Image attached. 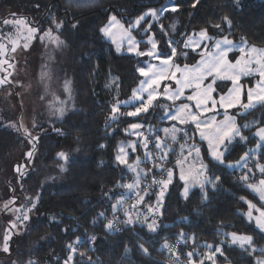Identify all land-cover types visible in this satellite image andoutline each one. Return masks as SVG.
<instances>
[{
	"label": "trees",
	"instance_id": "obj_1",
	"mask_svg": "<svg viewBox=\"0 0 264 264\" xmlns=\"http://www.w3.org/2000/svg\"><path fill=\"white\" fill-rule=\"evenodd\" d=\"M194 2L176 0L180 10L175 13L169 10L159 17L166 32L173 31L175 35L181 31L188 33L207 29L213 40L225 36L264 48V0H239L238 3L234 0H199L193 8ZM73 3L72 0H0V7L19 9L20 17L40 32L52 28L54 21L62 22L57 34L64 41L62 50L71 61L69 71L75 96V108L62 118L44 121L38 127L42 131L35 136L29 137L24 133L25 138L6 126L8 117L0 119V185L5 181L7 189L12 191L8 180L3 181V172L12 154L24 146L25 141L30 143L33 153L21 182H25L27 191L35 194V199L28 197L25 206L36 203V207L32 208L31 219L20 238L16 264H28L29 261L35 264H257L258 259L264 257L262 249L253 252L229 242L230 233H242L253 238V245L264 247V234L243 215L249 201L264 206L244 185V181L253 178L249 174L254 160L240 171L215 162L209 157L205 144L197 140L195 129L190 124L179 126L184 127L188 134L192 132L193 141L199 143L201 159L207 166L205 172L212 183H208L204 191L193 188L182 197V182L173 174L171 183L163 189L160 182L167 180L171 154L161 161V153L154 156L151 152L152 160L143 163L141 170L137 169L141 174L134 193L123 199V204H117L121 197H125L126 184L136 179L132 170L116 161L117 145L123 139L132 138L129 126L135 123L142 126V135L146 134V127L151 130L152 139L148 137V142L152 144L158 134L153 126L159 122L163 108L172 110L176 102L157 98L148 112L135 117L127 113L135 111L137 105L121 106L113 121L112 107L117 101H127L133 95L142 77L138 71L142 61L132 54L116 53L102 37L100 26L111 13L128 22L145 8L170 6L169 0H97L92 5ZM12 16L4 15L0 24ZM224 17H228L230 25ZM217 24L219 29L214 27ZM155 31L158 53L162 57L169 55L168 45L173 41H167L166 35L158 29ZM2 43L11 49L5 38ZM198 51L200 49L197 52L186 50L180 45L175 61L192 62ZM216 85L218 92L224 88L221 82ZM231 113L235 123L241 127L242 135L248 139L244 141L237 137L222 146L221 150L227 148L226 164L238 162L245 153L250 155V151L257 148L261 151L257 160L264 165V148L255 135L256 129L264 126V105L243 113L234 109ZM169 123L161 122L163 125ZM246 124L249 127L244 128ZM32 137L36 140L33 141ZM76 146H82L85 154L75 156L63 165L62 181L48 180L39 187L34 177L35 167L40 168L37 171L39 179L47 175L50 168L62 165L58 153ZM140 151H136L138 158L145 155ZM128 155L127 162H132L135 154ZM12 166L14 171L19 162ZM244 174L248 176L247 180L241 179ZM215 177H220V180L216 181ZM151 178L154 179L149 184ZM162 191L163 196L157 204L159 207L147 218L158 225L156 232H149L142 218L147 211L139 213V209L130 214L133 218L131 224L124 222L121 228H106L111 215L116 214L119 219L127 221L126 213L132 204L145 200L153 205ZM136 194L140 196L131 200ZM140 197H143L142 201ZM113 205L117 207L113 209ZM2 228L0 222V242ZM181 233H184L183 237ZM165 243L172 246V251L163 247ZM215 247L221 248L223 255L217 253L213 256ZM190 252L194 253L191 258L187 255Z\"/></svg>",
	"mask_w": 264,
	"mask_h": 264
},
{
	"label": "rangeland",
	"instance_id": "obj_2",
	"mask_svg": "<svg viewBox=\"0 0 264 264\" xmlns=\"http://www.w3.org/2000/svg\"><path fill=\"white\" fill-rule=\"evenodd\" d=\"M75 4L80 3V5H92L97 0H72ZM169 7L170 6H165ZM0 18H2L6 14L13 15L7 20H15L20 19L23 17L21 16V12L19 9L10 8L9 6H1L0 7ZM164 8V7H162ZM149 9H160L157 7H150L143 9L138 16L133 17L130 21L126 22L123 21L120 17L116 16L115 14L111 13L109 14L105 21L100 26V33L102 37L108 41L113 50L116 53H125V54H132L142 61V67L145 68L146 71H149L150 73L152 71H161L163 70L164 74L168 76L167 79L160 80L159 87L157 90V97L159 96V99H167V95H170L171 93H165L164 89L165 87L172 88L173 90L177 87L175 80L171 79V73L175 72L177 78H181V72L176 71V65L180 67L181 70H183L184 66L187 65L189 67H192L196 65L200 59L201 55L200 53L204 50L205 45H208V49L211 50V45L214 44L215 40L212 42H209V40L200 41V46L195 47L194 44H191L189 47H184L185 43L188 42L190 39L198 40V37L194 36V34H198L200 31H191V32H184L181 30L179 33H175L173 35V31H165V24L161 23L159 17H162L165 15V13L159 15L158 18H153L152 16L145 17L144 21H141L140 25L138 27H135L131 29V36L134 37V40L139 42L137 45H135V49L133 52L128 51V44L126 39L122 40V37L125 35V31L129 29V26L134 24V22L137 20L138 17L143 15L145 12H147ZM115 16L117 20L119 21V25H116L111 29L112 36L108 37L105 36L104 33L101 32V28L105 27L109 23V18L111 16ZM25 19V18H24ZM56 23H60L59 21H55ZM56 23L52 22L51 26L52 28H46L43 31H39L35 34V38L28 41V48H23V39L22 34H24V28L23 26L20 29H17L15 25L9 24L5 25L3 22L0 24V42H3L4 38L11 44L10 50L7 49V46L3 50V53L0 54V74L2 75L0 79H4L5 83L0 84V98H1V106H0V119L4 117H8L9 121H7L6 126L20 132L24 137L25 129L31 133V136H35L40 131L39 126L42 125V123L46 120L55 119V118H62V116L58 117L57 115H54V109L56 108H63L64 114L67 113L69 110L75 108V101H74V84L72 80V74H70L71 70V61L70 58L66 55V53L63 52L62 47H56L54 44L48 41V39L45 37V39H41V36L44 35V33L51 29L52 34H57V27ZM120 25H123V28L120 27ZM173 26V24H172ZM171 25L169 26V28ZM168 28V29H169ZM155 29H158L159 32L164 33L166 35L167 41H173L172 43H169V49L170 54L167 56H159V58L155 57H149L147 55H137V51L147 53L149 50H152V43L149 42V38L152 39V42H154L157 45L156 39H155ZM147 30V31H146ZM18 32L21 34V36L18 37ZM225 37V36H223ZM222 37H219L217 39H220ZM228 38V37H227ZM229 40L233 41L235 45H237V48H235L232 52L228 54V59L232 62H235L236 58H238L241 53L239 51V46H241L244 43H241L240 41L233 40L231 38H228ZM12 40H19V46L16 47L15 51H12ZM115 41V43L113 42ZM119 45L120 51H117V46ZM183 47L186 50H193L195 48L196 51H198V56L196 59L189 63H178L175 61L176 57L172 56V48H175L177 51L178 46ZM253 45H245V50ZM256 47V46H255ZM9 48V47H8ZM258 48V47H256ZM258 49H264V48H258ZM156 53H158V47L154 50ZM169 57H172L170 60ZM168 60V67L163 66V61ZM6 61V63H4ZM154 66V67H150ZM8 67V68H7ZM46 74V75H45ZM141 79L136 87L139 88L141 85V81L145 80L146 77L141 74ZM259 79V76L257 74H253L250 76H241L239 83L243 86L240 93V100L239 103H236L234 107L228 108L227 113L228 115L232 116L234 119V115L231 113L232 110L237 109L240 113L246 112V110L242 107L243 104L248 103L247 99V91L248 89H253L254 91L257 89V81ZM209 81H205V83H208ZM223 83H226V86L224 85V88L222 91L218 92L219 88L217 85L216 91L213 93V96L216 99H219L220 95H226L228 93V90L232 87L231 82L229 81H217ZM193 90L192 89H185L184 90V96H182L179 100H176L175 104H173V110L179 108L182 104H189L190 106H194L195 101H188L185 99V97L192 95ZM133 96V95H132ZM131 96V97H132ZM130 97V98H131ZM146 98V96H145ZM156 102L153 101V103ZM172 102V101H171ZM179 105V106H178ZM139 107L140 105L137 104ZM178 106V107H177ZM194 109V110H193ZM192 111H196V109L193 107ZM216 113L218 117L224 118V112L225 109L219 105H217L215 111H210L208 113ZM166 110L163 108L161 112V116L158 117V123L154 124L153 129L155 131H158L157 136L155 137V140H153L152 144L148 142L147 151L154 156L159 155L160 153L163 154V152L167 151L168 154H171V164L167 166L168 170H171L175 176L178 177V179L182 182V186L180 188V194L182 197H185V186L186 181L189 187V191L193 188L198 189H204L207 184L203 188L199 186V183L193 182V175L195 174L196 170L199 169L201 161L204 164V161L201 159V152L199 159H197L195 151H192L191 156L188 155L189 151H191V146L196 145V142L193 141V133L190 134L186 133V130L184 127H180L179 120H171L165 118ZM206 113V114H208ZM63 114V116H64ZM205 114V115H206ZM175 115V113L173 114ZM164 121H170L168 125H163L161 122ZM138 124V123H135ZM131 126V125H130ZM129 126V133L132 135L131 139H123L119 142L117 145V155L119 154V149L121 147H124L127 156L125 159H128V154L133 153L134 159L133 161L127 162L128 165H132L133 168L142 169L141 166H143V163L146 164L148 161H151L152 159H149L145 154V148L143 147L144 139L150 137L151 130L148 129V127L145 128L146 134L142 135L141 129L138 130H132ZM175 126L177 129H182L183 131H177L175 133L176 139L173 140L171 138V133L168 135L165 134L163 129H172V127ZM264 127V126H263ZM260 128V127H259ZM135 131H139L141 133L140 136H137ZM152 136V135H151ZM159 137L161 141L164 142L166 145L163 149H158L155 147L156 138ZM257 137V136H256ZM26 138V137H25ZM152 139V137H150ZM191 139V140H190ZM259 139V137H258ZM260 141V140H258ZM139 142V143H137ZM262 143L260 142L259 145ZM132 145H135V151L132 150ZM139 146L137 149L136 146ZM184 146L183 149L181 146ZM207 151L208 143H206ZM262 146V145H261ZM199 148V147H198ZM141 150L143 155L141 158H138L137 152L138 150ZM31 145L27 141H25V145L20 147L18 150H16L8 163H6V167L3 172V181L4 179L8 180V183L12 185L13 189L8 190L7 184L4 182L0 185V222L3 225L2 228V238L0 242V264H16V251L18 250V244L20 241L21 236L25 233L27 229V223L28 221H25L23 223H20L16 220V217L20 215V213L16 212L14 209L20 207L21 205H26V202L28 200V197L35 196L34 192L31 193L29 190L27 191V186L25 182H21V177L23 174V171L27 169L28 164H31L32 158L28 157L26 154L30 152ZM65 154L68 155V160L79 155H84L85 151L82 146H76L70 150L63 151ZM261 151L257 148L250 151V155L248 153V156L246 160L239 161V166L232 168L236 169L237 171H240L244 167H246V164L253 161V169L250 172V176L253 178L244 181V185L253 192L257 198L259 204L264 205V201H262L259 198V194L252 190V188L248 187V185H258L261 180H264V173L260 172V167H264L262 163H260L259 160H257V157H259ZM116 155V156H117ZM209 155V152H208ZM210 156V155H209ZM211 158V157H210ZM62 165H64L66 162L59 157ZM141 159V160H140ZM67 160V161H68ZM137 160L140 161L141 165H138L137 167ZM181 161V164L178 165L177 161ZM15 162H19V169L20 171H13V164ZM118 162V161H117ZM119 163V162H118ZM139 163V164H140ZM124 165V164H122ZM47 175H42L38 179V170L40 168L35 167L34 169V177L37 180V183H39V187L41 184L45 183L48 180H53L56 183H59L62 181V172L61 167H53L50 168ZM181 169H183L184 175L186 177L185 180L180 179ZM141 174V173H140ZM167 176V175H166ZM245 176V174L243 175ZM242 176V177H243ZM208 176L206 175V172L204 171L203 175L199 177L200 181H203L204 178ZM133 179L132 183L131 181L128 182V184H134L137 180V172L133 171ZM27 183V182H26ZM135 191V188L132 190H129L127 187L124 191V200L128 197H130ZM188 191V193H189ZM204 191V190H203ZM161 193V192H160ZM159 193V195H160ZM187 193V194H188ZM16 196L15 203H9L13 200V198ZM159 197V196H158ZM158 197L154 199L153 205L148 204L147 201L137 202L135 204H132V207L129 210V214L136 212V209H139V213L143 212V210L147 211L146 215L148 216H142L143 221L145 218H148L150 215H153L154 210L159 207L158 204ZM35 199V197L33 198ZM160 201V200H159ZM8 204V207L13 209V211H8L5 209L4 205ZM256 205L257 208H261L259 205L253 203ZM32 205V204H31ZM31 205L28 206V208H31ZM151 210V211H150ZM249 211V205L247 206L246 210L243 212L244 218L247 222L254 225L256 228H258L255 224V221H249L247 217V213ZM31 214V212H29ZM259 213H257L255 210H253V216H258ZM30 216V215H29ZM126 218L128 219V215H126ZM126 220V219H125ZM148 220V219H147ZM150 222V221H148ZM16 223V228H12L11 224ZM259 229V228H258ZM260 230V229H259ZM261 231V230H260ZM262 232V231H261ZM264 234V232H262ZM231 234H229V242L231 245L237 246L240 248L239 244H233L232 243V237ZM238 236H249L247 234L242 233H236ZM5 235H9L10 239L8 240V252H4L3 249V238ZM255 248L256 250L262 249L264 250V247H257L255 245H252L250 247H247L249 250H252V248ZM241 249V248H240ZM258 260H264L263 258H260Z\"/></svg>",
	"mask_w": 264,
	"mask_h": 264
},
{
	"label": "snow or ice",
	"instance_id": "obj_3",
	"mask_svg": "<svg viewBox=\"0 0 264 264\" xmlns=\"http://www.w3.org/2000/svg\"><path fill=\"white\" fill-rule=\"evenodd\" d=\"M199 0H195L193 3V8L196 7V3H198ZM234 2L238 3L239 0H234ZM170 4V10L171 12L175 13L180 10V5L176 3V0H169ZM169 7H164L160 9H149L147 12H145L143 15L137 18V20L134 22V24L129 26V29L125 31V35L122 37L123 39H126L128 44V51L133 52L135 49V45H137L139 42L134 40V37L131 36L130 32L131 29L138 27L141 23V21L145 20V17L152 16L154 19L158 18L159 15L168 12ZM14 15V14H13ZM224 20L230 25L231 21L228 19V17H224ZM3 23L5 25L13 24L16 26L17 29H20L22 26L24 28V34H22V39L24 41L23 48L27 49L29 44L28 41L35 38V34L39 32V29L36 27H32L28 24L26 19L20 18L15 20H4ZM54 23H56L54 21ZM116 25H119V21L117 18L113 15L109 18V23L105 27L101 28V32L104 33L105 36L111 37L112 31L111 29L115 27ZM57 29L62 28V22L56 23ZM75 27V25H73ZM121 28H123V25H120ZM174 27V26H173ZM214 27L217 29L220 28V25L217 24ZM147 31V30H146ZM21 36V34L18 32V37ZM194 36L198 37V40L190 39L188 42L185 43L184 47H189L191 44H194L195 47L200 46V41L204 40H213L214 38L209 36L207 33V29H202L198 34H194ZM45 37L48 39L49 42L54 44L56 47H62L64 46V41L60 39L58 35H53L52 30H47L43 36H41V39H45ZM243 39V38H242ZM115 43V41H113ZM149 42L152 43V50H149L147 53L139 52L137 51V55L143 56L147 55L149 57H155L159 58L161 53H156L154 50L156 49L157 45L152 42V39L149 38ZM12 51L16 50V47L19 46V40H12ZM171 43V42H170ZM246 41H244V44L239 46V51L241 55L236 58L235 62H232L228 59V54L232 52L235 48H237V45L234 44L233 41L229 40L227 37H222L220 39H215L214 44L211 45V50L208 49V45H205L204 50L200 53L201 59L200 61L192 66L189 67L187 65L184 66L183 70L180 69L178 65H176V71L181 72V78L176 77V73H171V79L175 80L177 87L173 90L172 88L165 87L164 91L165 93H171L170 95H167V99L170 101L175 102L176 100H179L182 96H184V90L185 89H192L193 94L185 97L188 101H195L194 106H190L189 104H182L179 108L175 110V115H173L172 110H168L165 113V118L171 119V120H179L180 124H186L191 123L195 125L196 131L199 133V136L201 139L206 140L208 143L209 148V155L212 160L219 164H225L226 167L229 168H235L239 166V162L237 164L227 163L225 162V156L227 154V148L224 147L223 150L222 146H225L226 142L231 143L235 138H240L241 140L246 141L248 138L244 137L241 132V127L238 126L235 123V120L232 116L228 115L227 109L232 108L235 106L236 103H239L240 100V93L242 89V85L239 83L241 76H250L253 74H257L259 76V79L257 81V89L254 91L253 89H248L247 91V99L248 103L243 104L242 107L247 111L254 109L257 105H264V49H258L255 46H251L245 50ZM5 44L0 42V54L3 53V50L5 49ZM195 50V48L193 49ZM117 51H120L119 45L117 46ZM172 56H177V52L175 48H172ZM183 55H187L186 53H181ZM172 57H169L170 60ZM6 63V61H4ZM163 66L168 67V60L163 61ZM154 67V66H150ZM138 71L146 77L145 80L141 81V85L139 88L133 90V96L129 98V100L124 102H119L112 107V116L111 119L114 121L117 116L116 114L119 112V109L121 106H134L139 104V107H135V111L128 112V116H138L142 112L146 113L149 111V108L152 106L153 101L157 100V90L159 87L160 80L167 79L168 76L164 74L163 70L161 71H152L151 73L149 71H146L145 68H140ZM46 75V74H45ZM229 81L232 84V87L228 90V93L226 95H220L219 99H216L213 96V93L216 91V83L217 81ZM205 81H209L208 83H205ZM5 83L4 79H0V84ZM146 96V98H145ZM217 105L223 107L225 109L224 112V119L217 121L215 118V115L209 117V118H203L206 113L210 111H215ZM195 108L196 111L193 112L192 108ZM54 115H57L58 117L63 116L64 109L56 108L54 109ZM142 126L138 124H132L130 128L132 130H138ZM244 128L249 127L247 124L243 126ZM166 135L171 133V138L173 140L176 139L175 133L177 131H183L182 129H177L175 126L172 127V129H163ZM137 136H140L141 133L139 131H135ZM25 135L31 136V133H29L25 129ZM256 136L259 137L260 141H264V127L258 128L257 132L255 133ZM33 141L36 140L35 137L31 138ZM166 145L163 141L160 140L159 137L156 138L155 147L158 149H163ZM259 146V145H258ZM101 147H104L101 145ZM132 150L135 151V145H132ZM143 147L145 148V154L146 156L151 159L152 154L147 151L148 147V139H144ZM183 145L181 148L183 149ZM192 151H195L197 159H199L200 156V149L196 147L195 145L191 146V151H189L188 155L191 156ZM29 158L33 155V153L30 151L26 154ZM61 159H63L65 162L68 160V155L64 152H60L57 154ZM168 155V152L165 151L160 156V160L163 161L166 159ZM127 156V153L124 149V147H121L119 149V154L116 156V161H118L120 164H124L126 167H128L132 171H137V168H133L132 165H128L127 160L125 157ZM248 156V153H245L243 157H241V161L246 160ZM140 161L137 160V167L139 165ZM177 164L180 165L181 161H177ZM61 170H63V165L60 166ZM207 166L203 164L201 161L199 169L196 170L195 174L193 175L192 179L194 184L199 183V186L203 188L205 184L212 183L211 180H209L207 177L204 178L203 181L199 180V177L203 175L204 171H206ZM17 171H20L19 167L16 169ZM160 170L163 172L164 169L161 166ZM260 172L264 173V167H260ZM23 175V174H22ZM139 177L140 173L137 171V180L134 184H128L125 187H127L129 190H132L136 188L139 185ZM173 177V172L171 170L167 171V180L161 181L162 188L166 189L167 184L171 183ZM180 179L186 181V177L184 175L183 169H181ZM243 180H247L248 176L245 175L241 177ZM216 181L220 180V177H215ZM154 182H156L154 180ZM190 185H188L186 181L185 186V196L187 195L189 191ZM248 187L252 188L253 191L257 192L259 194V198L264 201V180H261L258 185H248ZM163 196V191L160 194V197H158V203L160 198ZM123 197L120 198V200L117 202V204H123ZM140 200H143V197H140ZM9 203H15V198H13L12 201ZM249 205V211L246 214L249 221H255L256 226L264 232V206L261 208H257L256 205L252 204L250 201L248 202ZM5 209L8 211H13V209L8 207V204L6 203L4 205ZM36 207V203H32L31 208H28L24 205H21L18 208H15L14 210L20 215L16 217V220L20 223H23L25 221H29L31 217L29 216V212H31L32 208ZM113 209L117 207V205L112 206ZM253 210H255L257 213H259L258 216H253ZM151 211V210H150ZM103 214H101L102 216ZM128 215V220L125 221L126 223L131 224L133 222V218L130 214L126 213ZM138 219V217H137ZM143 223L146 224L149 232H156L158 230V225L153 220L152 222H148L147 218L143 221ZM11 227L14 229L16 228V223H12ZM106 228L109 230L114 229V222L109 221L106 225ZM181 237L184 236V233L180 234ZM232 237V243L233 244H239L241 249L247 250V247H250L253 245V238L251 236H238L236 233L231 234ZM10 239L9 235H5L3 238V251L8 252V240ZM92 239H95L94 237ZM79 241V238H78ZM71 248V245H69ZM141 249L147 253V249L143 248V245L140 246ZM164 248H167L169 251H172V246L165 243L163 245ZM206 247H214L211 245H206ZM75 251V249H73ZM252 251L255 252L256 249L253 247ZM264 251V250H262ZM221 254L222 250L219 247H215V251L212 253L214 256L215 254ZM189 258H191L194 253L190 252L187 254ZM211 258V257H210ZM71 259V257H69ZM28 264H35L34 261H29ZM257 264H264V260H258Z\"/></svg>",
	"mask_w": 264,
	"mask_h": 264
},
{
	"label": "crops",
	"instance_id": "obj_4",
	"mask_svg": "<svg viewBox=\"0 0 264 264\" xmlns=\"http://www.w3.org/2000/svg\"><path fill=\"white\" fill-rule=\"evenodd\" d=\"M158 98H159V96H158ZM164 99V98H163ZM166 101H168V102H171L170 100H166ZM179 106V105H178ZM177 106V107H178ZM176 110V109H175ZM175 110H173L172 109V112H173V114L175 113ZM194 110V109H193ZM193 112H195V111H193ZM213 115H215V118H216V120L217 121H220V120H223L224 118H219L218 117V115L216 114V113H208V114H206L203 118H209V117H211V116H213ZM235 120V119H234ZM186 124H190L191 126H193V128L195 129V125L194 124H191V123H186ZM257 130H258V128L256 129V131H255V133L257 132ZM195 134H196V138H197V140L199 141V142H202L203 144H205L206 145V143H207V141L206 140H203V139H201L200 138V136H199V133L196 131V129H195ZM257 139H258V136H257ZM258 140H260V139H258ZM259 142V144H260V142L262 143L261 145L263 146V148H264V141H258ZM196 145H198V147H199V143L197 144L196 143ZM260 145V146H261ZM207 152H209V150L207 151ZM162 154V153H161ZM210 157V156H209ZM239 161H241V160H239ZM238 161V162H239ZM232 164H237V162H235V163H232Z\"/></svg>",
	"mask_w": 264,
	"mask_h": 264
},
{
	"label": "built area",
	"instance_id": "obj_5",
	"mask_svg": "<svg viewBox=\"0 0 264 264\" xmlns=\"http://www.w3.org/2000/svg\"><path fill=\"white\" fill-rule=\"evenodd\" d=\"M153 179L154 178H151V180L149 181V184H151L152 182H153ZM146 190V188L145 189H143V191H145ZM140 195L139 194H136V195H134V197L131 199V200H135L136 198H138ZM133 200V201H134ZM126 205L127 204H125L123 207H126ZM110 220L111 221H113L114 222V226L116 227V228H121V227H123L124 225H125V220L124 219H119L118 218V216L116 215V214H113V215H111L110 216Z\"/></svg>",
	"mask_w": 264,
	"mask_h": 264
}]
</instances>
